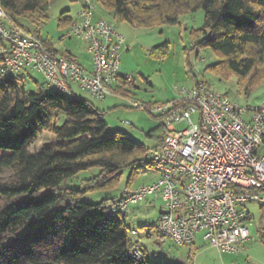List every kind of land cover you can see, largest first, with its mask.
<instances>
[{
    "label": "trees",
    "instance_id": "1",
    "mask_svg": "<svg viewBox=\"0 0 264 264\" xmlns=\"http://www.w3.org/2000/svg\"><path fill=\"white\" fill-rule=\"evenodd\" d=\"M52 1L2 0L1 5L30 31L20 19L39 23ZM96 2L140 27L176 24L182 15L202 10L200 45L219 56L210 67L225 76L237 75L240 88L247 91L264 83V0ZM73 18L62 14L60 25L69 27ZM2 61L0 55V69ZM26 77L6 79L0 85V152L8 151L0 156V264H159L145 255L138 260L130 254L135 242L126 231L124 217L129 213H109L123 189L97 203L82 198L86 191L118 188L125 168L130 169L126 185L131 186L150 168L144 159L146 148L124 132L107 134L105 112L73 92L36 80L32 91ZM119 82L115 93L125 95V78L120 76ZM44 131L54 134L57 142L31 151ZM165 135L164 129L157 145ZM93 167H100V172L83 180L80 188L67 186L71 177ZM190 245L194 253V244Z\"/></svg>",
    "mask_w": 264,
    "mask_h": 264
},
{
    "label": "built area",
    "instance_id": "2",
    "mask_svg": "<svg viewBox=\"0 0 264 264\" xmlns=\"http://www.w3.org/2000/svg\"><path fill=\"white\" fill-rule=\"evenodd\" d=\"M1 2L0 85L38 72L48 87L67 93L76 85L99 100L115 94L127 41L111 21L97 16L96 0H78L80 8L65 34L87 42L89 66L47 46L12 19ZM131 104L158 113L166 135L161 144L145 149L150 168L142 174L155 178L125 187L109 213L120 216L139 203L157 200L168 211L156 222L162 235L186 245L201 233L222 252L238 251L251 238L247 205L264 203V103L242 105L198 82L163 103ZM129 252L138 260L144 257L136 243Z\"/></svg>",
    "mask_w": 264,
    "mask_h": 264
},
{
    "label": "rangeland",
    "instance_id": "3",
    "mask_svg": "<svg viewBox=\"0 0 264 264\" xmlns=\"http://www.w3.org/2000/svg\"><path fill=\"white\" fill-rule=\"evenodd\" d=\"M78 5V0H53L46 11V18L39 23L28 17L20 21L60 52L75 49L80 61L85 62L88 58L87 42L80 37H66L69 27L59 22L62 14L75 15ZM97 5V14L111 21L126 37L127 49L121 53L119 73L124 78L129 77L123 85L128 97L117 90V93L99 100L76 85H73V94L105 112L107 134L120 131L133 137L145 148L156 146L159 135L165 129L162 118L158 113L133 106L131 100L143 104L163 103L178 97L182 88H191L198 81L205 82L215 91L226 93L239 104L257 107L264 103V83L247 91L240 88L237 75L225 76L210 67L219 60V56L211 48L200 45L202 37L199 29L204 16L202 10L182 15L176 24L140 27L121 20L102 5ZM35 80L44 83L41 73L29 72L25 78L29 90H36ZM56 142L54 134L44 131L30 146V150L39 151ZM6 153L8 151L2 150L0 156ZM99 172L100 167L82 170L69 179L67 186L78 189L83 180ZM129 175L130 169L125 168L118 188L86 191L83 200L97 203L105 197L117 196L127 186ZM155 176L152 173L148 176L139 174L131 187L146 183ZM151 201L135 205L124 217L129 239L139 244L146 260L159 264H264V203L255 201L247 205L251 212V238L239 244L238 251L222 252L206 243L199 233L192 253L190 244H177L158 231L156 222L160 216L161 202Z\"/></svg>",
    "mask_w": 264,
    "mask_h": 264
},
{
    "label": "crops",
    "instance_id": "4",
    "mask_svg": "<svg viewBox=\"0 0 264 264\" xmlns=\"http://www.w3.org/2000/svg\"><path fill=\"white\" fill-rule=\"evenodd\" d=\"M79 8H80V5H78L77 12H78ZM76 14H77V13H76ZM76 14H75V15H72V16H76ZM97 16H99V15L97 14ZM65 52H70V53L73 55V57H74L76 60H78L79 62H81L83 65H85V66H89V65H90V64H89V54H88V52H87V45H86V53L88 54V58H87V61H85V62L80 61L79 53H78L75 49H71V50H68V51H65ZM62 53H64V52H62ZM118 86H120V85H118ZM72 91H73V89H72ZM147 202L151 203L152 201H151V199H149V200H147ZM162 209H163V207H162V203H161V210H162ZM160 215H161V213H160ZM202 238H203V237H202ZM196 241H197V240H196ZM132 242H134V241H132ZM135 243H137V242H135ZM195 243H196V242H195ZM195 243H194L193 246H195Z\"/></svg>",
    "mask_w": 264,
    "mask_h": 264
},
{
    "label": "water",
    "instance_id": "5",
    "mask_svg": "<svg viewBox=\"0 0 264 264\" xmlns=\"http://www.w3.org/2000/svg\"><path fill=\"white\" fill-rule=\"evenodd\" d=\"M167 212H168V211H167L166 209H162L160 213H161V214H164V213H167Z\"/></svg>",
    "mask_w": 264,
    "mask_h": 264
}]
</instances>
